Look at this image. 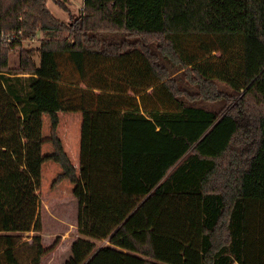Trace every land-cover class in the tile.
<instances>
[{
	"label": "trees",
	"instance_id": "16d2710c",
	"mask_svg": "<svg viewBox=\"0 0 264 264\" xmlns=\"http://www.w3.org/2000/svg\"><path fill=\"white\" fill-rule=\"evenodd\" d=\"M46 3L0 0V264H42L58 246L42 237L48 161L84 236L65 264H264L262 5L84 0L67 25ZM60 113L82 117L77 166Z\"/></svg>",
	"mask_w": 264,
	"mask_h": 264
},
{
	"label": "rangeland",
	"instance_id": "374dc122",
	"mask_svg": "<svg viewBox=\"0 0 264 264\" xmlns=\"http://www.w3.org/2000/svg\"><path fill=\"white\" fill-rule=\"evenodd\" d=\"M257 6L262 5L264 11V0H253ZM65 8H60L53 0H47V7L53 13L55 18L65 24H71L78 19L84 10V0H63ZM9 36V35H6ZM17 36L11 37L13 40ZM22 39L23 47L37 50L40 42L45 39L41 32L28 39L18 35ZM34 59L39 63V55L35 52ZM10 66L13 69L19 68V52L11 51L9 53ZM60 126L58 136L61 138L64 149L73 163L77 162V152L80 149V133L82 126L81 114L67 115L59 114ZM51 131V120L49 116H43V137L48 139ZM43 155H50L53 147L50 142L42 148ZM77 164V163H76ZM63 173L60 165L54 162H45L42 167V185L38 192L41 201V220L43 224L42 237L46 248H50L55 242L57 248L49 253L42 260V264H65L71 258V247L73 243L84 238L78 229L79 207L73 196V185L68 180H59ZM33 233L25 234L26 238H31ZM106 243L97 242V246H104Z\"/></svg>",
	"mask_w": 264,
	"mask_h": 264
},
{
	"label": "crops",
	"instance_id": "0c3cea01",
	"mask_svg": "<svg viewBox=\"0 0 264 264\" xmlns=\"http://www.w3.org/2000/svg\"><path fill=\"white\" fill-rule=\"evenodd\" d=\"M82 118V117H81ZM82 127V126H81ZM64 145V144H63ZM76 152H77V164L75 163V165L77 166L78 165V161H79V153H78V151L76 150ZM67 153V152H66Z\"/></svg>",
	"mask_w": 264,
	"mask_h": 264
}]
</instances>
